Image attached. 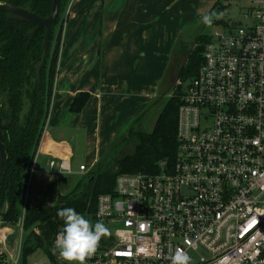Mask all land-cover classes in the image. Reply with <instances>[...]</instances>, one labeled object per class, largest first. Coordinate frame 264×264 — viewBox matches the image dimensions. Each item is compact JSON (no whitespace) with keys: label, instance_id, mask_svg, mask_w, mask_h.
<instances>
[{"label":"built area","instance_id":"built-area-1","mask_svg":"<svg viewBox=\"0 0 264 264\" xmlns=\"http://www.w3.org/2000/svg\"><path fill=\"white\" fill-rule=\"evenodd\" d=\"M244 18L211 35L197 75L183 88L175 163L162 161L156 174H120L113 193L99 196L95 220L111 234L87 264H170L178 248L191 264H264V0H251ZM59 169L70 172L64 161ZM24 217L11 264L22 254ZM8 236L0 228L4 247ZM54 254V262L35 264H67Z\"/></svg>","mask_w":264,"mask_h":264},{"label":"crops","instance_id":"crops-1","mask_svg":"<svg viewBox=\"0 0 264 264\" xmlns=\"http://www.w3.org/2000/svg\"><path fill=\"white\" fill-rule=\"evenodd\" d=\"M183 0H71L64 17L48 126L30 187V208H52L73 191L109 144L123 136L151 104L175 51L185 43ZM217 0H208L200 10ZM72 3V5H71ZM180 52V51H179ZM151 75V76H150ZM80 93L90 99L80 113ZM67 130L64 137L48 132ZM78 139L87 172L75 166ZM55 161L53 169L50 163ZM65 162L70 172H61ZM9 234L13 228H5Z\"/></svg>","mask_w":264,"mask_h":264},{"label":"trees","instance_id":"trees-1","mask_svg":"<svg viewBox=\"0 0 264 264\" xmlns=\"http://www.w3.org/2000/svg\"><path fill=\"white\" fill-rule=\"evenodd\" d=\"M220 1L217 0L214 8L219 7L223 11L225 5H221ZM0 2L28 9L42 18L50 16L53 6V0ZM70 2L71 0H61L60 13L52 27L50 45L41 70L40 88L37 65L41 60L46 30H40L29 42V32L35 25L11 21L6 13H0V105L2 119L8 125V129L4 131L7 159L1 178L0 219L6 226H16L24 213L23 264H27V259L38 251L43 252L50 261H55L53 243L63 228V221L57 216L58 210L72 207L95 223L99 196L113 193L120 174H156L162 161L169 165L175 163L179 147L178 110L183 88L197 75L203 53L212 39L210 34L199 35L195 48L181 68H176L178 61H175V67L171 71L168 68L162 82L161 97L169 92L171 96L164 103L158 97L153 102L158 105L161 101L163 105L151 132L137 128L146 115V112L142 113L123 136L111 142L105 154L80 179L71 193L59 195L57 204L52 208H30L25 203L27 184L50 115L58 74L63 14ZM215 24L226 25L222 20H216ZM175 53L178 58V49ZM89 99L88 93L78 94L71 112H82ZM26 100L28 103H25ZM35 228L39 229V234L34 232Z\"/></svg>","mask_w":264,"mask_h":264},{"label":"rangeland","instance_id":"rangeland-1","mask_svg":"<svg viewBox=\"0 0 264 264\" xmlns=\"http://www.w3.org/2000/svg\"><path fill=\"white\" fill-rule=\"evenodd\" d=\"M206 2H208V0H183V2H182V8H184V9H182V12L185 14V18H186V23L183 25L184 28H183L182 34H183V38L185 40L184 44L187 45V47H191L195 43V41L199 35H202V34L203 35H205V34L213 35L216 31H222V32L227 31L228 30V28H226L227 26H229L230 28H234V27L239 26L241 24H245L246 21H245L244 16H245L248 8L251 6V0H221L220 4L225 5V9L223 11H221L219 9V7L214 8L215 4L211 5L210 8H205L204 10L199 11V8H201L202 4H205ZM71 5H72V3H71ZM67 9L65 10V13L63 14V18L66 15ZM213 12H215L217 14H222V18H220V19L214 18L213 24L210 27L206 26L203 23L202 18L205 15L211 14ZM216 20H222L225 22L226 25H218L217 26L215 24ZM180 49H181V47L179 48V51H180ZM178 59H180V61H181L180 63H179ZM186 59L184 58L182 61V57L178 56V58H177V53H174V56H173L172 61L170 63V71L175 67V61H178L176 68H179V67L181 68V66L183 65V63L185 62ZM165 75H166V73H165ZM165 75H164L162 80H164ZM162 82H160V86L156 91L157 96H158V98L157 97L156 98L161 99V101H163V103H164L165 101H167L170 98L171 92H169L165 96L161 97V93L163 92ZM159 94H160V96H159ZM161 101H160V104H158V105H155V103H151L142 112V113L146 112V115L143 118V120L140 122V124H138V127H137L138 129H143L147 132H151L153 130V128L155 126V122L157 120V117H158V115L162 109L163 103H161ZM25 103H28L27 100L25 101ZM26 108H27V106L25 107V110H26ZM48 132L52 133L56 136L58 134H61L64 137L71 134L67 130L54 131L53 128L50 126L48 127ZM71 140L73 142H75V145H76V152L77 153H76V157H75V166L78 169L80 164L85 162V159L82 156L83 147L81 145V141L78 140L77 138L76 139L71 138ZM107 149L105 150V152L107 151ZM105 152L103 153V155L105 154ZM3 209L5 210V208H3ZM0 228H13V230H14V232H12V234H9V236H8V242L6 244V247H4V245L0 244V261L4 264H11L10 255H14L15 259H17V257H18V253H17L18 243H17V233H16L17 232V225L11 226V227L6 226L3 224L2 220L0 219ZM57 256H59V254ZM46 260H47V258L43 254V252L38 251L34 255H32L31 257H29L27 259V264H35L37 262H46ZM23 261H24V259H23V253H22L20 260H19V264H23Z\"/></svg>","mask_w":264,"mask_h":264},{"label":"clouds","instance_id":"clouds-1","mask_svg":"<svg viewBox=\"0 0 264 264\" xmlns=\"http://www.w3.org/2000/svg\"><path fill=\"white\" fill-rule=\"evenodd\" d=\"M222 14L215 12L205 15L203 23L211 26ZM57 216L63 221V228L58 232L53 243V249L59 258L67 264H87L99 248L100 241L111 234V230L102 222L93 223L85 215L78 213L72 207L57 211ZM170 264H191V256L183 249H176L168 256Z\"/></svg>","mask_w":264,"mask_h":264},{"label":"water","instance_id":"water-1","mask_svg":"<svg viewBox=\"0 0 264 264\" xmlns=\"http://www.w3.org/2000/svg\"><path fill=\"white\" fill-rule=\"evenodd\" d=\"M60 5H61V0H53V6L50 16L47 18H42L28 9L17 7L7 2H0V13H6L7 18L9 20L35 25V28L29 32L30 35L29 42H31V40L36 36V34L40 30L42 29L46 30L45 39L42 44L43 52H42L41 60L37 65V80L39 85L38 88H40L41 70L45 63L47 51L50 45L52 27L56 24L58 20V16L60 13ZM1 112H2V108L0 105V190H1V178L4 172L5 161L7 159L4 131L8 129L7 123L4 122L2 119ZM0 264L2 263L0 262Z\"/></svg>","mask_w":264,"mask_h":264},{"label":"flooded vegetation","instance_id":"flooded-vegetation-1","mask_svg":"<svg viewBox=\"0 0 264 264\" xmlns=\"http://www.w3.org/2000/svg\"><path fill=\"white\" fill-rule=\"evenodd\" d=\"M194 48H195V43L191 47H187V45L182 44V47L180 49V57H182V61L184 58L186 59L188 56H190V54ZM180 62L181 61L179 60V63Z\"/></svg>","mask_w":264,"mask_h":264}]
</instances>
